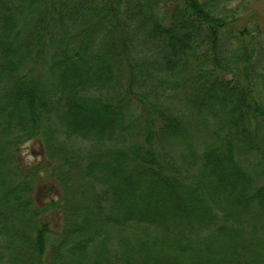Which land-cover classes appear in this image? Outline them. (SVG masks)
Listing matches in <instances>:
<instances>
[{
	"label": "trees",
	"instance_id": "16d2710c",
	"mask_svg": "<svg viewBox=\"0 0 264 264\" xmlns=\"http://www.w3.org/2000/svg\"><path fill=\"white\" fill-rule=\"evenodd\" d=\"M259 1L0 0V264H264Z\"/></svg>",
	"mask_w": 264,
	"mask_h": 264
},
{
	"label": "rangeland",
	"instance_id": "374dc122",
	"mask_svg": "<svg viewBox=\"0 0 264 264\" xmlns=\"http://www.w3.org/2000/svg\"><path fill=\"white\" fill-rule=\"evenodd\" d=\"M258 5L264 6V0H260ZM39 147L37 144H25L20 150V156L26 164L31 163L38 156ZM48 193L52 192L47 190ZM53 225L56 226L57 223L53 222ZM12 248L11 250H13Z\"/></svg>",
	"mask_w": 264,
	"mask_h": 264
}]
</instances>
